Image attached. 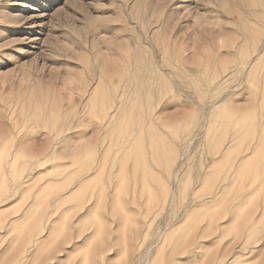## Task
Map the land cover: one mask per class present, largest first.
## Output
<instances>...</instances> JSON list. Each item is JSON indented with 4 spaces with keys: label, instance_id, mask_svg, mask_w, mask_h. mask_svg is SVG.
<instances>
[{
    "label": "rangeland",
    "instance_id": "374dc122",
    "mask_svg": "<svg viewBox=\"0 0 264 264\" xmlns=\"http://www.w3.org/2000/svg\"><path fill=\"white\" fill-rule=\"evenodd\" d=\"M263 10L264 0H0V17L21 20L0 21L19 51L0 54V71L35 55L44 74L0 91V264H264V56L241 74ZM178 25L198 33L196 68L165 34ZM146 34L179 75L105 77L109 36L125 69H158L141 66ZM225 69L235 74L221 79ZM227 89L237 91L221 98Z\"/></svg>",
    "mask_w": 264,
    "mask_h": 264
},
{
    "label": "bare ground",
    "instance_id": "6f19581e",
    "mask_svg": "<svg viewBox=\"0 0 264 264\" xmlns=\"http://www.w3.org/2000/svg\"><path fill=\"white\" fill-rule=\"evenodd\" d=\"M185 1L186 0H182V2H185ZM16 4H18V3H16ZM263 13H264V10H263ZM178 18H180V17H178ZM193 18H194L195 22L198 23L199 25L202 23L209 24L208 21H202L201 17H199L197 14H193ZM0 21L12 23V24H17L21 20L17 17L2 16V17H0ZM33 23H34V21L28 22V24H33ZM258 24H259L258 31L260 32V39L258 40V46L252 52L251 56L249 57L248 62L245 64L244 68L241 70L242 75H244L248 71L249 67L251 66V64L253 62H256L257 60L263 58V56H264V14L258 20ZM176 27H177L176 31H174V32L166 31V33H165L167 38L169 40H172V47L175 50V55L178 56L180 59H182L185 63L187 62V64L190 66V69L198 67L199 62L201 61L200 60L201 54L197 51L198 48L196 49V47H195L196 43L198 41L197 38L199 37V36L197 37L198 33L189 32L191 34H194L192 36L191 34H189L187 32V27L182 26V25L181 26L178 25ZM26 28H33V26L26 27ZM108 33L109 32H106L105 36H107ZM146 36H148L147 37L148 40L145 39V41L147 43H149V47L151 48V50L147 51V54L151 57V60H148V62L143 63V65H141V66H144V67L150 66L151 67L153 65V66H157V68H158L157 70H155V69L152 70L153 68H150L148 71H135V70L125 69V66H127V64H125V61L127 60V58L120 55L118 52L115 53V47L113 46V40L109 36V38L105 39V47L103 48L105 54H104L103 60H101V63H100L102 71H103V75L113 82H118L122 79H139V78L143 79V78H153V77H161V76L162 77H164V76L175 77V76L179 75L178 73H175V72L171 71L168 67L164 66L163 61H162V57L159 55V53H157L154 49H152V47L150 45V42L153 39L151 38L150 34L149 35L146 34ZM217 38H221V40H223L222 37H217ZM5 39L3 37L0 38V41H3L0 44V54H4L6 52V50H12V52H10L11 55L7 56V58L9 59V58L13 57L14 55H17L15 53H18L19 51H17V50L13 51V48L11 47L12 45L9 46V44H10L9 42H11V41L8 42ZM36 40L39 41L38 43H41L42 38L34 37V39L32 40V43H35ZM4 46L5 47L8 46L7 48H9V49L5 48ZM26 52H27V50L25 51V54H28V53L32 54V52H29V50L27 53ZM223 55L227 56L228 54L224 53ZM32 56L33 57L30 59V62L27 61V63H24V62L21 63L20 61H14L12 68L9 69L8 72H6L7 74L0 71V91L11 92V91L15 90L16 88L21 89V88L25 87V85L26 86L29 85V87H32V86H35L40 81L41 76H43L44 74L43 75H37V74H34L33 72H35V71H36L35 73L41 72L40 70L42 69V66H40L41 68H39V65L35 63L36 56L35 55H32ZM95 61L97 62V59ZM190 69H189V72H191ZM234 74H235V70L225 69L224 71H222L220 73L219 76L221 77V79H227L228 77H231ZM186 75H189V74L186 73ZM54 77H56V76H54ZM50 78L53 79L52 77H50ZM60 81L61 80L59 79V82ZM71 83H70V85H71ZM65 85L62 84L61 86H63V88H64ZM61 86H60V88H61ZM66 88H65V90L68 89V88L67 89ZM23 89H25V88H23ZM69 91H70V89H69ZM236 91H237V89H227L225 92H223V94H221V98H225V97H229V96L232 97L233 92H236ZM69 93H71V92H69ZM8 96H9V94H8ZM117 105L118 104L115 105V109H117ZM237 106H239V105H237ZM163 234H165V233H163ZM145 262H146V260H145Z\"/></svg>",
    "mask_w": 264,
    "mask_h": 264
}]
</instances>
